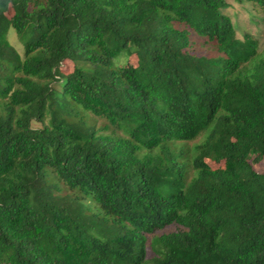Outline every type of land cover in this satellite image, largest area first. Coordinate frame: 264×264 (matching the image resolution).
Returning <instances> with one entry per match:
<instances>
[{"label": "trees", "instance_id": "trees-1", "mask_svg": "<svg viewBox=\"0 0 264 264\" xmlns=\"http://www.w3.org/2000/svg\"><path fill=\"white\" fill-rule=\"evenodd\" d=\"M228 6L0 0V264H264V58L243 74Z\"/></svg>", "mask_w": 264, "mask_h": 264}, {"label": "rangeland", "instance_id": "rangeland-1", "mask_svg": "<svg viewBox=\"0 0 264 264\" xmlns=\"http://www.w3.org/2000/svg\"><path fill=\"white\" fill-rule=\"evenodd\" d=\"M227 1L230 3V6L225 8L223 11L225 14L230 16L235 24L237 28V37L240 41L232 55L242 62L243 74L247 75L253 70L258 59L264 58V8L255 2L238 3L235 0ZM13 13L14 10L11 8L8 15L11 17ZM174 26L180 30H188V27L185 24L179 22H174ZM11 41L16 44L19 50L22 51V47L17 42V39L13 34L11 35ZM188 49L194 51L208 50L211 56L218 55L215 43L207 41L206 37L198 35L194 30H190L189 33ZM114 62L115 68L122 67L126 64L138 65V57L136 55L120 56ZM73 68L74 63L71 60H66L62 66L64 73L72 72ZM92 122L99 132L106 134L111 132V130L104 128L105 122L103 120L93 118ZM209 132L210 129L203 131L199 137L190 142L192 150H194L195 146H199L204 143L209 135ZM120 133L124 135L126 134V130L120 131ZM204 161L208 164V166L214 169L224 167V161H217L214 156L206 157ZM250 163L256 171L264 173V156L261 154L252 156ZM195 174L196 172L194 170H189V177L191 181L196 179ZM158 186L165 195L175 194L180 187L161 182L158 183ZM63 192L64 190L59 193L64 194ZM164 230L167 232L175 231L176 227L167 226ZM217 264L229 263L219 262Z\"/></svg>", "mask_w": 264, "mask_h": 264}]
</instances>
